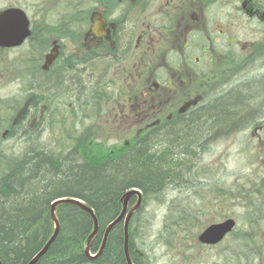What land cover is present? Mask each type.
<instances>
[{
  "label": "trees",
  "instance_id": "obj_1",
  "mask_svg": "<svg viewBox=\"0 0 264 264\" xmlns=\"http://www.w3.org/2000/svg\"><path fill=\"white\" fill-rule=\"evenodd\" d=\"M71 19L64 17V23ZM70 28V23L65 25L63 34L70 36ZM94 58L32 79L30 107L13 125V113L21 108L24 98L16 96L10 102L4 100L5 115L0 118V131L11 125L6 138L17 139L13 150L21 149L17 154L8 153L0 142L1 264H29L43 249L55 230L51 206L59 199H76L93 211L98 231L91 240L89 253L95 256L107 226L122 212L124 195L132 189L139 190L141 205L128 224V254L133 264H151L138 245L148 228V220L143 215L148 203L161 201L174 190L200 195V203L190 201V198L168 203L162 233L159 231V238L163 237L165 241L176 240L182 246L188 238L198 248L203 247L197 237L207 227L204 218L211 214L206 211L203 199L208 201L207 196H214L209 204L216 209L230 203L217 202L218 198H224L226 190L217 187L216 183L207 186L197 164L216 136L222 140L232 132V126L257 121L260 113H264V78L239 88L192 117L181 116L166 128L157 127L122 146L114 142L115 145L105 149L103 154L94 155V161H91L86 157L87 151L91 150L88 145L93 141L101 142V139H94L101 129L99 106H96L94 125L77 128L73 123L75 120L69 122L68 118L75 119V114L64 115L51 108L50 101L55 103L57 96L66 89L75 93L82 89L84 93L96 91L104 83L103 73L113 58ZM96 95L98 100L99 94ZM43 105L46 107L44 113L41 111ZM47 130L48 139L45 137ZM263 178L260 176V180L250 186L252 190L248 195L255 199L250 204L246 199L247 213L241 217L245 225L227 236L236 235L227 243L233 244L225 247L226 250L230 247L234 253L222 256L220 264H260L258 259H263L264 240H260V234L264 228V203L259 197L260 189L264 187ZM227 195L231 196L230 192ZM136 200L133 196L128 207ZM228 211V208L224 211L226 217H229ZM55 216L59 223L58 234L35 264H127L123 221L110 231L102 253L91 260L85 254L88 237L93 231L90 215L77 205L63 203L55 208ZM215 222L216 218H212L209 224Z\"/></svg>",
  "mask_w": 264,
  "mask_h": 264
},
{
  "label": "flooded vegetation",
  "instance_id": "obj_2",
  "mask_svg": "<svg viewBox=\"0 0 264 264\" xmlns=\"http://www.w3.org/2000/svg\"><path fill=\"white\" fill-rule=\"evenodd\" d=\"M48 1L42 3L37 19H32L15 0H0V14L18 8L29 21L30 34L20 45L0 44V92L7 99L24 98L18 118L30 107L32 79L76 66L89 57L113 58L103 73L104 83L93 93L66 89L55 103L50 101V107L64 115L75 114V119L68 116L69 122L75 120V127H88L95 123L97 105L100 118L111 113L107 107L115 96L122 98L114 91L121 84L128 96L143 98L138 104L141 112L132 116L122 113L118 121L124 128L130 119L131 127L141 130L136 137L157 127L166 128L181 116L192 117L264 78V68L256 72L255 67L264 60V0H71L70 6H65L64 0ZM64 17L72 18L70 32L76 34L73 41L52 40L58 41L54 43L58 52L49 63V51L45 47L42 51L48 46L47 29L53 26L62 34L68 24ZM64 40L75 52L65 50L68 42ZM26 46L29 51L16 58V52ZM37 47L40 52L35 51L32 58L30 48ZM16 81L21 84L15 90ZM157 97H168L169 103ZM166 105L169 111H163ZM45 108L43 105V113ZM260 117L231 130H262L264 113ZM15 120L11 118V125ZM11 125L2 130L6 131L1 133L3 139L9 136Z\"/></svg>",
  "mask_w": 264,
  "mask_h": 264
},
{
  "label": "rangeland",
  "instance_id": "obj_3",
  "mask_svg": "<svg viewBox=\"0 0 264 264\" xmlns=\"http://www.w3.org/2000/svg\"><path fill=\"white\" fill-rule=\"evenodd\" d=\"M44 2L45 0H15L16 4H20L25 7V10L29 13L32 19H37L38 10L42 8V3ZM64 5L70 6L71 4H68L66 0ZM240 31H243L242 27L240 28ZM70 33V36L63 33L61 34L53 26H50L47 29L49 47L44 45L42 47V51L45 50V48L49 51L48 58L52 56L53 49L58 52V47H54L56 40L51 43L52 40L64 38L73 41L76 32ZM56 42L58 43V41ZM65 42H68V44L64 45L65 50L75 52L72 48V45H69L70 42L64 40V43ZM28 51L29 49L26 46L25 49L23 48L17 51L15 57L21 59L23 57V53ZM30 51L33 58V56L37 55L36 52H40V47H37V49L30 48ZM18 62L20 63V61H17V63ZM255 67L257 70L256 72L262 71L261 68H264V60L262 63L261 60L258 61ZM19 84L21 83L17 81L15 82V90L18 89ZM123 89L125 90L124 86L121 84L117 86V90L114 89L115 93H120L122 98L115 96L116 100L112 101V103L107 107L110 109L111 113L104 115L102 118L99 117V121L103 124L99 125L101 129L99 128V134L97 138H95V136L94 139H96V141L101 139V142L96 143L93 141L90 143V145H88L91 150L87 151L86 157L91 161H94V155L97 156L101 153L103 154L105 153V149L108 150L113 145H115L114 142H117L116 145L122 146L127 144L128 141L136 137V134L141 132L140 129H133L131 127L132 124L130 119L126 120L124 128L119 126L120 124L118 121L123 116L122 113L124 115L127 114L128 116H132L141 112V109L138 108V104H140L143 100V98H140L138 95L137 98L133 97L135 95L128 96ZM2 93L3 92H0V99H4L5 101L12 99L4 98L5 95H2ZM19 97L20 96H17V98ZM180 97H182V95L176 97V99H178L177 101L180 100ZM156 99L159 101H167V103H169L168 97H157ZM4 100H0V118L4 117L5 115L3 107L5 104ZM23 100L24 99H22L20 103L21 108L16 113H13L14 120L18 118L20 111L24 107ZM167 106L168 105L163 108V111H169ZM118 113L120 114L119 116ZM104 125L107 126L105 127ZM0 132L2 133V131ZM5 132L6 131H3L2 134ZM1 133L0 142L1 145L6 149V152L14 154L19 153L21 149L20 147H16L13 150L14 143L17 139L9 140L5 138V140H7L4 142ZM49 136V131L47 130L45 132L46 139H48ZM127 137L131 138L127 139ZM197 169H201V173L203 174L201 175V178L205 181L207 186L210 184H217V187L226 190V192L223 194L224 198H218L217 202L224 200L230 202H227V205L220 207L218 206L216 209V206L211 207L209 204V202H212L215 199L214 196H207L208 201H206V198H204L203 205L205 208H207V212H211L210 216H206L204 218L206 225H209L212 218H216L217 222L227 218L224 211H226L228 208L229 217L236 220L235 230L238 232L240 227L245 225L242 222L241 217L247 213L245 212L246 199H249V204L255 199V197L248 195L249 191L252 190V183L259 181L260 176H264V129L253 130L252 128H240L239 130L233 131L230 135L222 140L216 139L212 145L209 146L208 152L202 155L199 164H197ZM240 189L243 190L241 191V194L239 192ZM260 191L259 197L264 203V187L263 189H260ZM228 192H230L231 196L227 195ZM201 195H203V193H201ZM199 197L200 195L198 197L194 194L191 195V192L183 193L181 191L174 190L162 197L161 201H152L145 206L143 215L145 219L148 220V228L145 230V233H143L142 238L139 239L138 245L140 246V251L145 252L151 264H220V262L223 260L222 256L228 253H234V251H231L230 247V250H226L225 247L233 244L227 243L232 242L233 237L236 235L225 238L219 245H217V247L203 246L202 248H198L197 245L191 243L193 241L188 238L186 239V243H184L182 246L178 244L176 240L165 241L163 237L159 238V231L162 228L163 220L167 214V204L172 201H176V199L182 200L188 198L191 199L190 201L200 203L201 201ZM219 208H221V210ZM160 232L162 233V231ZM262 239L264 240V228L260 234V240ZM262 258L263 259H258L260 264H264V256Z\"/></svg>",
  "mask_w": 264,
  "mask_h": 264
},
{
  "label": "water",
  "instance_id": "obj_4",
  "mask_svg": "<svg viewBox=\"0 0 264 264\" xmlns=\"http://www.w3.org/2000/svg\"><path fill=\"white\" fill-rule=\"evenodd\" d=\"M29 21L24 11L18 8H10L5 10L0 14V44L4 46H18L20 45L28 36H29ZM57 51L53 49L52 56L49 57V63L55 59ZM136 196L137 201L128 210V203L130 199ZM63 203H69L79 206L81 209L86 211L93 220V231L88 237L87 246L85 249L86 256L94 260L97 258L103 251L105 243L107 241L108 235L113 227L123 221L124 225V253L126 257L127 264H133L129 254H128V224L132 214L140 207L141 205V193L137 189H132L128 191L122 201V212L120 215L114 219L106 228L103 243L97 255L91 256L89 253V247L91 240L95 237L98 231L97 220L94 216V213L91 209L85 207L80 201L76 199H59L55 201L51 206V219L54 222L55 230L52 237L45 244L43 249L37 253L34 258L30 261L29 264H35L38 259L44 255L51 243L54 241L55 237L59 231V223L55 216V208ZM236 226V221L233 218H227L221 222L213 223L204 228L198 235V242L201 245L206 246H215L223 241V239L233 231ZM1 264V263H0Z\"/></svg>",
  "mask_w": 264,
  "mask_h": 264
},
{
  "label": "bare ground",
  "instance_id": "obj_5",
  "mask_svg": "<svg viewBox=\"0 0 264 264\" xmlns=\"http://www.w3.org/2000/svg\"><path fill=\"white\" fill-rule=\"evenodd\" d=\"M217 138H219L218 136H216L213 140H212V143L217 139Z\"/></svg>",
  "mask_w": 264,
  "mask_h": 264
}]
</instances>
